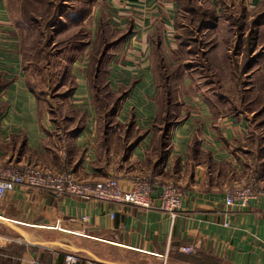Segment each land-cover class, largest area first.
I'll return each mask as SVG.
<instances>
[{
    "label": "crops",
    "instance_id": "1",
    "mask_svg": "<svg viewBox=\"0 0 264 264\" xmlns=\"http://www.w3.org/2000/svg\"><path fill=\"white\" fill-rule=\"evenodd\" d=\"M201 1L213 21H202L200 31L235 30V35L237 24L229 26L224 13L238 5L253 12L264 3ZM6 2L0 0V165L32 163L90 182L116 178L125 189L135 178L149 179L155 191L156 182L169 181L183 196L171 217L154 197L149 208H140L17 184L0 198V219L23 233L0 222V264L33 259L63 264L66 253L77 254L79 264H264V194L244 208L224 204L240 174L264 171V89L244 100L256 106L249 109L251 119L205 80L192 83L182 75L180 87L172 90L158 83L153 56L163 50L170 61L178 0L111 5L105 26L117 35L96 59L105 72L93 77L103 82L105 100L100 106L88 61L79 58V65L71 63L77 71L70 72L72 84L63 100L70 113L65 122L30 85ZM218 39L224 44L226 37ZM237 43L244 49V41ZM259 47L264 48V40L256 42L248 58ZM229 52L226 48L225 55ZM247 61L245 77L257 64Z\"/></svg>",
    "mask_w": 264,
    "mask_h": 264
},
{
    "label": "rangeland",
    "instance_id": "2",
    "mask_svg": "<svg viewBox=\"0 0 264 264\" xmlns=\"http://www.w3.org/2000/svg\"><path fill=\"white\" fill-rule=\"evenodd\" d=\"M116 2L117 0L6 2L11 24L17 31L24 70L30 85L46 108L53 110L58 117L60 114L61 118H66L63 119L64 122L68 121L67 114L70 113L67 102L63 100L67 98L72 84L73 77L70 72L77 71V67L72 66L79 65V58L88 61L85 65L91 79L89 82L100 106L105 100L106 93L100 89L103 82L95 81L93 77L95 72H99V76L103 75V69L105 72V67L102 69L96 59L117 35L105 26V18H108V26L110 25L108 11L112 6L115 7ZM178 3L175 46L170 51V61L163 50H157L153 56L158 83L172 90L180 87L182 75H187V80L192 83L205 80L211 88L220 91L228 105H234L238 111H248L247 116L253 119L249 109L256 106L248 105L246 101L244 104V100H251L254 95L262 94L260 91L264 89V63L258 64L264 62H259L264 58V48L259 47L251 58L248 57L256 42L259 39L264 40V3L260 8H251L253 12L238 5L234 11L236 13L230 10L224 13L223 19H227L229 26L230 23L237 24L236 35L235 30L233 34L215 30L200 31L202 21H213L207 4L201 0H178ZM90 12L95 13L88 16ZM248 15H251L250 19ZM221 36L226 37L224 44L218 39ZM238 41L240 44L244 41V49H240ZM226 48L230 51L227 56ZM243 50L244 55L241 54L240 57ZM92 59L94 62L90 64ZM247 59L249 62L256 60L257 64L252 66L255 69L246 70L248 74H253L245 77L241 73L247 65ZM71 63L74 65L71 66ZM234 72H237L238 78ZM161 104L165 105L163 97ZM240 175L235 183L237 186L253 179L260 181L264 187L263 170L256 173L247 171Z\"/></svg>",
    "mask_w": 264,
    "mask_h": 264
},
{
    "label": "built area",
    "instance_id": "3",
    "mask_svg": "<svg viewBox=\"0 0 264 264\" xmlns=\"http://www.w3.org/2000/svg\"><path fill=\"white\" fill-rule=\"evenodd\" d=\"M17 184L43 189L56 196L71 195L83 200L123 203L140 208H149L154 197L157 200L158 208L171 217H174L180 209L183 196L182 190L169 181L156 182L158 190L155 191L154 183L149 179L135 178L131 187L125 189L116 178L90 182L77 178L70 171L56 173L32 163L18 165L1 164L0 198L13 190ZM262 194H264V187L261 182L248 179L240 186L235 184L229 188L224 197V204L226 207L244 208L251 199ZM182 251L190 252L192 248L184 247ZM79 261L77 254L66 253L63 264H79ZM30 264L42 263L33 259ZM83 264L101 263L94 260H86Z\"/></svg>",
    "mask_w": 264,
    "mask_h": 264
},
{
    "label": "water",
    "instance_id": "4",
    "mask_svg": "<svg viewBox=\"0 0 264 264\" xmlns=\"http://www.w3.org/2000/svg\"><path fill=\"white\" fill-rule=\"evenodd\" d=\"M0 222L9 226L10 228L16 230L17 232L19 231L20 233H23L19 228L15 227L13 224H11L8 220H1L0 219Z\"/></svg>",
    "mask_w": 264,
    "mask_h": 264
}]
</instances>
